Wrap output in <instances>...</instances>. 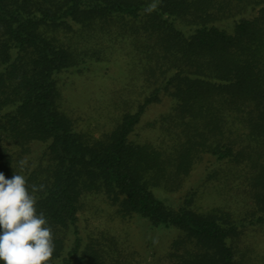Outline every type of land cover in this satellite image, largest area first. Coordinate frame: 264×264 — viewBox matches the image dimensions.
I'll return each mask as SVG.
<instances>
[{
	"label": "trees",
	"instance_id": "obj_1",
	"mask_svg": "<svg viewBox=\"0 0 264 264\" xmlns=\"http://www.w3.org/2000/svg\"><path fill=\"white\" fill-rule=\"evenodd\" d=\"M111 53L127 85L96 118L69 112L61 75ZM144 126L156 136L138 139ZM202 162L205 181L238 179L237 197L169 201ZM0 172L44 186L48 264H145L112 218L176 231L151 262L257 264L237 243L264 226V0H0Z\"/></svg>",
	"mask_w": 264,
	"mask_h": 264
},
{
	"label": "rangeland",
	"instance_id": "obj_2",
	"mask_svg": "<svg viewBox=\"0 0 264 264\" xmlns=\"http://www.w3.org/2000/svg\"><path fill=\"white\" fill-rule=\"evenodd\" d=\"M111 53L105 61H93L90 69L84 71L82 74H66L61 75V79L65 80L68 85L67 92H64L66 100L64 105L67 106V110L71 113L80 114L85 120L88 118H96L100 110V106H104L106 102L116 97L121 93L123 86L127 82L128 76L124 71V62L119 55ZM58 81V85H59ZM63 85V84H62ZM70 89V90H69ZM162 106L153 105L143 114L141 118V126L145 122H148L155 118L161 111ZM139 138H154L157 131L149 130L148 127L139 128ZM204 163L198 164L191 174L185 177L179 190L168 193V200L171 202H177L186 190L192 189L196 191L197 202L196 205L210 207L214 204H225L228 195H233L235 185H238V179L228 178L226 181L228 185H224L222 181L207 179L204 180L203 172ZM233 191V192H232ZM233 193V194H232ZM237 197L236 195H233ZM234 197V199H235ZM228 200V199H227ZM239 202V201H238ZM94 203L102 208V205L98 201ZM229 206L233 209L239 210L241 202H228ZM235 210V211H236ZM96 212L95 214H97ZM101 220H104V213H102ZM112 218V217H111ZM132 222V221H131ZM117 223L116 218L107 219V226L104 227L114 233H123L130 237L132 244L141 251L142 258H144L145 264H163L162 259L159 262H151V253H155L154 257L161 254L165 245L172 239L176 231L173 228H161L148 227L145 228V223L142 224L138 219H135L132 223ZM84 224V222H82ZM92 224H95L93 222ZM132 224V225H130ZM130 225V226H129ZM129 226V227H128ZM149 240H148V239ZM128 240V239H127ZM151 242L150 248L146 249L145 244ZM238 250L249 257V263H264V226L255 225L249 226L246 232L240 236L237 243ZM157 254V255H156Z\"/></svg>",
	"mask_w": 264,
	"mask_h": 264
},
{
	"label": "clouds",
	"instance_id": "obj_3",
	"mask_svg": "<svg viewBox=\"0 0 264 264\" xmlns=\"http://www.w3.org/2000/svg\"><path fill=\"white\" fill-rule=\"evenodd\" d=\"M156 2L144 11L156 10ZM21 167L26 161H21ZM33 184L31 192L25 176L0 172V261L3 264H48L54 252L53 232L44 214L37 213L32 193L43 189Z\"/></svg>",
	"mask_w": 264,
	"mask_h": 264
}]
</instances>
